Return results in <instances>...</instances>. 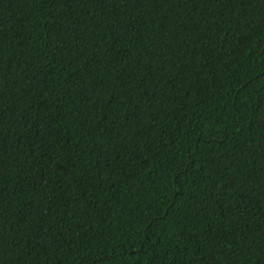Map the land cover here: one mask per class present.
I'll return each instance as SVG.
<instances>
[{
  "label": "trees",
  "instance_id": "1",
  "mask_svg": "<svg viewBox=\"0 0 264 264\" xmlns=\"http://www.w3.org/2000/svg\"><path fill=\"white\" fill-rule=\"evenodd\" d=\"M0 264H264V0H0Z\"/></svg>",
  "mask_w": 264,
  "mask_h": 264
}]
</instances>
